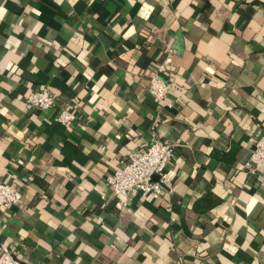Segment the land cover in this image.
Here are the masks:
<instances>
[{
  "label": "crops",
  "instance_id": "1",
  "mask_svg": "<svg viewBox=\"0 0 264 264\" xmlns=\"http://www.w3.org/2000/svg\"><path fill=\"white\" fill-rule=\"evenodd\" d=\"M166 59L173 109L148 88ZM42 87L57 105L29 111ZM158 117L171 182L119 206L107 178L148 148ZM263 134L264 0H0V182L23 194L0 208V254L7 243L23 264H264V177L246 168Z\"/></svg>",
  "mask_w": 264,
  "mask_h": 264
},
{
  "label": "built area",
  "instance_id": "2",
  "mask_svg": "<svg viewBox=\"0 0 264 264\" xmlns=\"http://www.w3.org/2000/svg\"><path fill=\"white\" fill-rule=\"evenodd\" d=\"M168 65L169 60L166 59L158 70L149 76L148 88L150 97L157 105L173 109L174 104L170 101L172 85L165 78ZM26 105L29 111L49 110L57 105V96L51 88L42 87L28 97ZM75 119L76 115L65 107L61 109L57 121L67 125ZM161 124V119L156 118L152 124L148 148L145 151H128L114 173L107 178L119 206L125 207L124 198L132 194L159 199L165 192V186L171 182L165 171L175 157V146L160 140L157 131ZM246 168L250 174L264 177V134L255 139L252 156ZM22 200L23 194L19 187L13 183L0 182V208L8 209L20 204ZM0 264L23 263L11 246L4 243L1 246Z\"/></svg>",
  "mask_w": 264,
  "mask_h": 264
},
{
  "label": "trees",
  "instance_id": "3",
  "mask_svg": "<svg viewBox=\"0 0 264 264\" xmlns=\"http://www.w3.org/2000/svg\"><path fill=\"white\" fill-rule=\"evenodd\" d=\"M218 157H219V156H218L217 154L214 155V158H215V159H217ZM218 160L227 161V157H226V155H223V156L219 157ZM208 197H209V194L206 195V196L204 197L203 200L199 201V202L196 204V210H197L198 212L203 213V212H205V211L211 209V201L209 200ZM206 201H207V202H206ZM205 202H206V203H205Z\"/></svg>",
  "mask_w": 264,
  "mask_h": 264
},
{
  "label": "water",
  "instance_id": "4",
  "mask_svg": "<svg viewBox=\"0 0 264 264\" xmlns=\"http://www.w3.org/2000/svg\"><path fill=\"white\" fill-rule=\"evenodd\" d=\"M157 177H155V179H156Z\"/></svg>",
  "mask_w": 264,
  "mask_h": 264
}]
</instances>
